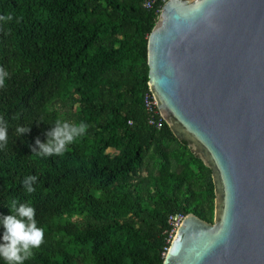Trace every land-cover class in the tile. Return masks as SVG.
<instances>
[{
  "label": "trees",
  "instance_id": "obj_1",
  "mask_svg": "<svg viewBox=\"0 0 264 264\" xmlns=\"http://www.w3.org/2000/svg\"><path fill=\"white\" fill-rule=\"evenodd\" d=\"M154 1L152 8L145 4ZM165 0H0V214L32 203L45 241L26 264H164L169 218L213 223V174L167 123L150 124L148 41ZM88 125L38 157L56 121ZM31 127L22 136L16 127ZM115 150L112 156L109 150ZM38 176L36 191L23 180ZM4 228L0 226V237ZM0 264H3L0 261Z\"/></svg>",
  "mask_w": 264,
  "mask_h": 264
},
{
  "label": "water",
  "instance_id": "obj_2",
  "mask_svg": "<svg viewBox=\"0 0 264 264\" xmlns=\"http://www.w3.org/2000/svg\"><path fill=\"white\" fill-rule=\"evenodd\" d=\"M148 65L161 116L216 193L214 222L186 216L164 264H264V0H168Z\"/></svg>",
  "mask_w": 264,
  "mask_h": 264
},
{
  "label": "clouds",
  "instance_id": "obj_3",
  "mask_svg": "<svg viewBox=\"0 0 264 264\" xmlns=\"http://www.w3.org/2000/svg\"><path fill=\"white\" fill-rule=\"evenodd\" d=\"M11 19V17L0 16V20ZM10 76L9 71L0 66V88L6 85ZM86 123L72 124L67 121H56L54 127L47 132V142H42L39 138L36 144L39 150L34 149L38 157H50L53 155H63L68 146L77 138L87 132ZM16 134L22 136L31 131V127L19 125L15 129ZM9 139V130L3 117L0 116V149H3ZM38 176L28 175L23 184L27 193L36 191L33 182L38 181ZM10 214H0V226L4 228L0 237V261L3 264H26L31 259L35 250L39 249L45 241L46 229L39 225L36 219V208L32 203H24L19 199H13L8 203Z\"/></svg>",
  "mask_w": 264,
  "mask_h": 264
},
{
  "label": "built area",
  "instance_id": "obj_4",
  "mask_svg": "<svg viewBox=\"0 0 264 264\" xmlns=\"http://www.w3.org/2000/svg\"><path fill=\"white\" fill-rule=\"evenodd\" d=\"M167 1L168 0H165V3ZM154 3H155L154 1H149L145 4V6L147 8H152ZM145 106H146V109L148 110V112L151 114L150 124L152 126H156L159 129L162 128L164 123H166V122L159 112L157 102L155 101L152 93L147 94V96L145 98ZM184 218L185 217L182 215H175V216H171L169 218V223L173 226L172 234L176 235V232H177L178 228L181 226Z\"/></svg>",
  "mask_w": 264,
  "mask_h": 264
},
{
  "label": "rangeland",
  "instance_id": "obj_5",
  "mask_svg": "<svg viewBox=\"0 0 264 264\" xmlns=\"http://www.w3.org/2000/svg\"><path fill=\"white\" fill-rule=\"evenodd\" d=\"M109 153L112 155V156H116L117 155V152L115 150H109Z\"/></svg>",
  "mask_w": 264,
  "mask_h": 264
}]
</instances>
